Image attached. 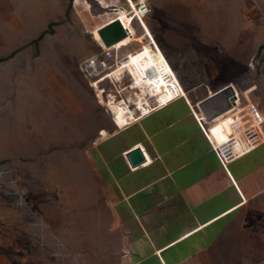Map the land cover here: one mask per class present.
I'll use <instances>...</instances> for the list:
<instances>
[{"label": "rangeland", "instance_id": "rangeland-1", "mask_svg": "<svg viewBox=\"0 0 264 264\" xmlns=\"http://www.w3.org/2000/svg\"><path fill=\"white\" fill-rule=\"evenodd\" d=\"M124 1L0 0V59L14 55L0 63V264H117L121 256L100 205L75 194L80 189L73 190L71 174L101 130H113L112 123L131 126L157 108L184 101ZM148 1L152 13L146 23H153L156 41L162 38L169 47V62L194 102L204 95L198 87L205 81L213 90L231 82L245 90L260 81L261 71L248 70L245 61L258 35H241L231 48L234 59H203L215 49L189 32L201 22L222 41L235 40L239 6L247 5L244 21L258 20L254 6H264V0H169L166 13ZM105 11L114 14L107 24L129 18V35L112 47L128 58L111 78L116 86L122 74L133 81L137 114L117 101L106 111V96L105 103L96 96L99 85L94 91L80 71L83 61L106 48L101 26L92 28ZM233 238L236 249L207 253L205 264H264L262 236Z\"/></svg>", "mask_w": 264, "mask_h": 264}, {"label": "crops", "instance_id": "crops-1", "mask_svg": "<svg viewBox=\"0 0 264 264\" xmlns=\"http://www.w3.org/2000/svg\"><path fill=\"white\" fill-rule=\"evenodd\" d=\"M153 1L168 12L169 0ZM245 7L237 10L235 40L222 41L211 25L201 22L189 33L215 49L213 56L203 59H234L231 48L241 43V35L260 37L245 60L248 70L261 71L260 81L245 90L233 82L228 85L239 93V109L253 105L264 117V6L258 1L254 10L259 19L244 21ZM112 15L105 11L92 28L99 25L102 29ZM149 27L153 33V23ZM157 42L170 61L169 47L162 38ZM203 83L198 88L203 87L205 93L195 102L185 88L193 107L180 100L157 108L131 126L117 128L112 123L113 130L106 129L108 138L98 132L91 147L77 158L71 186L80 189L75 194L83 202L100 205L101 218L109 222L110 235L119 241L117 264H205L207 253L236 249L233 237L259 235L264 243V122L260 145L224 167L193 114L197 109L199 118L203 117L201 103L224 86L213 90L207 81ZM232 114L210 126L212 139L228 141L233 133ZM136 148L144 150L146 161L134 168L127 155ZM145 153L151 163L146 164Z\"/></svg>", "mask_w": 264, "mask_h": 264}, {"label": "built area", "instance_id": "built-area-1", "mask_svg": "<svg viewBox=\"0 0 264 264\" xmlns=\"http://www.w3.org/2000/svg\"><path fill=\"white\" fill-rule=\"evenodd\" d=\"M134 2L137 10L133 7L130 1H124V4L127 8H130L129 12L134 11V15L137 19L136 22H139L140 24H142L143 21L147 22L152 13L149 1L134 0ZM112 47L101 48L99 53L88 57L81 63L80 71L91 88L98 84L100 90L104 91L103 94L106 96L105 99L107 101V107H104L106 111H108L107 108L109 107L108 103L110 99L119 103H124V105H127L132 110L136 111V108L138 107L135 101L138 99V90L135 89L133 81L127 75L122 74V79L119 81L118 86H116L111 78L114 70L119 64H122L128 56L122 54L119 49H112ZM102 79L104 80L99 82ZM232 88L235 91V105H233L229 111L221 115L224 116L228 112H233V119L231 120L233 133L229 134L228 141L220 143L214 135L215 139H212L211 137L212 128L210 126L221 116L208 120L205 115L199 118L194 114L201 131L224 167L232 161L251 153L260 145L262 141V125L264 122V117L253 105H249L247 110L239 109L241 99L238 91L234 87ZM92 89L94 91L97 90L96 88ZM96 96L98 101H100L97 93ZM151 103H153V101H151ZM138 112H140V110L135 113L137 114ZM236 145L240 146V148H237Z\"/></svg>", "mask_w": 264, "mask_h": 264}, {"label": "water", "instance_id": "water-1", "mask_svg": "<svg viewBox=\"0 0 264 264\" xmlns=\"http://www.w3.org/2000/svg\"><path fill=\"white\" fill-rule=\"evenodd\" d=\"M99 35L104 45L109 48L125 39L129 32L123 27L122 22L116 18L99 31ZM219 99V102H214ZM235 91L231 85L224 86L222 89L213 93L209 99L201 103V108L208 120L214 119L229 111L235 105ZM128 161L132 167L143 164L146 159L140 148L127 155Z\"/></svg>", "mask_w": 264, "mask_h": 264}, {"label": "bare ground", "instance_id": "bare-ground-1", "mask_svg": "<svg viewBox=\"0 0 264 264\" xmlns=\"http://www.w3.org/2000/svg\"><path fill=\"white\" fill-rule=\"evenodd\" d=\"M125 1H127V2L130 1V2L132 3L133 7H135V2H134V0H125ZM135 9L137 10L136 7H135ZM119 20L122 22V24L124 25L125 28L128 26V24H129V18H127V17H121ZM111 23H112V21H111ZM107 25H108V24H107ZM142 26H143V28L145 29V31L147 32L148 36H149V37L151 38V40L153 41V44H154V46H155V49H156V51L158 52V54H159V56H160V58H161V60H162V63L164 64V66H165L166 69L168 70V72H169V74H170V77H171L173 83L176 85V88H177L178 92L181 94L182 99H184V101H186V103H190L191 106H192V105H193V102H192V100H191V98H190V96H189V93L187 92V90L183 87L182 83L180 82V80H179V78H178L176 72H175L174 69L172 68V66H171L169 60L167 59L165 53L163 52V50L161 49L160 45L158 44V42H157L156 39L154 38V36H153V34H152V32H151L150 27L148 26V24H147L145 21H143ZM103 27H105V26H103ZM122 42H123V40L120 41L119 43H122ZM119 43H117V44H119ZM232 87H233V86H232ZM103 93H104V91H102V90H99V91H98V96L100 97V103H105L104 98H103V97H104V94H103ZM211 93H212V92H211ZM212 95H213V93H212ZM202 99H203V98H202ZM235 101H236V100H235ZM109 102L113 103L114 101L110 99ZM214 102H219V99H217V101H214ZM192 107H193V106H192ZM195 107H199L198 104H196ZM200 107H201V106H200ZM200 110H201V109H200ZM230 113H231V112H228L226 115H228V114H230ZM193 114H195V115H197V116L199 117L198 112H197V109L193 110ZM226 115L221 116V117L218 116L219 118L217 119V121H215V122L212 123L211 125L220 124ZM101 131H102V132H101L100 135H101L102 137H104L105 139H107V138H108V133H107V131H106L105 129H103V130H101ZM109 135H110V134H109ZM143 146H144V145H143ZM142 150H143V149H142ZM143 152H144V150H143ZM145 155L147 156V163H146V164L151 163V159H150V157H149L146 153H145Z\"/></svg>", "mask_w": 264, "mask_h": 264}, {"label": "trees", "instance_id": "trees-1", "mask_svg": "<svg viewBox=\"0 0 264 264\" xmlns=\"http://www.w3.org/2000/svg\"><path fill=\"white\" fill-rule=\"evenodd\" d=\"M47 34H52V31L51 32H44V33H42L39 37H38V39H36L35 41H34V44H38L41 40H43V38L47 35ZM16 54V53H15ZM14 56V55H13ZM13 56H9L8 58H6V59H0V63H2V62H4V61H7V60H9V59H11Z\"/></svg>", "mask_w": 264, "mask_h": 264}]
</instances>
